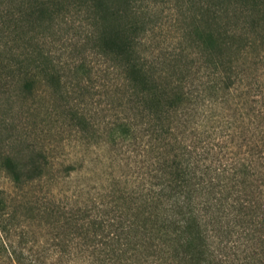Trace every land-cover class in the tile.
<instances>
[{
	"label": "trees",
	"instance_id": "1",
	"mask_svg": "<svg viewBox=\"0 0 264 264\" xmlns=\"http://www.w3.org/2000/svg\"><path fill=\"white\" fill-rule=\"evenodd\" d=\"M155 1L0 0V264H264V0H173L165 43ZM36 118L137 182L35 205L28 186L78 168L30 139Z\"/></svg>",
	"mask_w": 264,
	"mask_h": 264
},
{
	"label": "rangeland",
	"instance_id": "2",
	"mask_svg": "<svg viewBox=\"0 0 264 264\" xmlns=\"http://www.w3.org/2000/svg\"><path fill=\"white\" fill-rule=\"evenodd\" d=\"M173 0L168 2L156 0L154 3L150 2L149 8L152 13L157 15L158 27L156 32L159 33L162 42H167L171 39L169 31H167V25L172 22L173 13L175 9L173 7ZM65 24H59L58 28H61V33ZM159 29V30H158ZM64 34V33H63ZM53 42L47 37L44 40L46 49L52 50L53 57L58 56V49L63 44H67L66 41L58 39ZM43 40L41 41V44ZM58 46V47H57ZM57 59V58H56ZM67 61L68 59L65 58ZM57 66V65H56ZM247 70H250V74L246 73L244 84H242V90H246V84L249 85V94L247 100L254 99V64H251ZM258 80L261 82L264 80V67L258 66ZM244 87V89H243ZM252 106L254 102H251ZM13 113L9 112L7 117H11ZM38 118L35 119V122ZM52 118L44 119L41 122H36L33 134L30 135V139H34L38 144H42L47 149L49 155H53L51 160L56 163L61 160H71L78 165L77 169L70 172L67 176L56 177L53 179H47L46 176L34 182L31 186H28L29 197L33 199L34 204L39 203V200H44L50 206L55 204H69L72 202H78V204L87 203L91 201L101 200L107 202L109 198L108 192L111 188H123L124 190H130L132 186L137 182V169L128 161H125L121 155L109 148L107 144H103L102 141L94 142L92 139L87 143H84L78 139V135L73 129H69L66 126L53 125L50 122ZM49 150V151H48ZM0 187L13 190L9 186V181L5 174L0 170ZM33 225L38 232H42L44 229L37 227L36 224H43L44 221L33 219Z\"/></svg>",
	"mask_w": 264,
	"mask_h": 264
}]
</instances>
